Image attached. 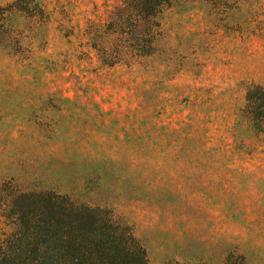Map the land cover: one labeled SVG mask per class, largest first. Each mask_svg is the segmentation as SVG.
<instances>
[{"label": "rangeland", "instance_id": "obj_1", "mask_svg": "<svg viewBox=\"0 0 264 264\" xmlns=\"http://www.w3.org/2000/svg\"><path fill=\"white\" fill-rule=\"evenodd\" d=\"M14 1L0 0V197L104 208L150 264H264V133L243 112L264 84V0H172L154 53L106 63L112 0H34L41 20Z\"/></svg>", "mask_w": 264, "mask_h": 264}, {"label": "trees", "instance_id": "obj_2", "mask_svg": "<svg viewBox=\"0 0 264 264\" xmlns=\"http://www.w3.org/2000/svg\"><path fill=\"white\" fill-rule=\"evenodd\" d=\"M112 1L108 34L97 45V50H106L102 62L115 56L119 58L116 62H131L136 56L154 53L161 31L159 16L172 0ZM206 1L220 4L227 0ZM31 2L32 6H26L16 0L9 7L23 15L44 18L43 9ZM31 8L40 13L32 14ZM117 40L125 44L114 55L108 47ZM243 112L252 126L264 133V84L246 88ZM1 195L0 264H150L144 245L131 228L115 221L104 208L79 203L52 190H9L4 186ZM224 264L245 261L241 254L230 253Z\"/></svg>", "mask_w": 264, "mask_h": 264}]
</instances>
